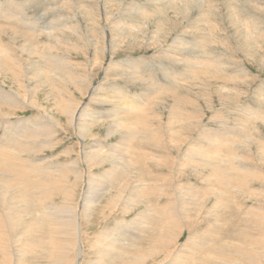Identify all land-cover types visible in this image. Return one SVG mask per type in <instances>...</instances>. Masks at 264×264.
<instances>
[{
  "label": "rangeland",
  "instance_id": "obj_1",
  "mask_svg": "<svg viewBox=\"0 0 264 264\" xmlns=\"http://www.w3.org/2000/svg\"><path fill=\"white\" fill-rule=\"evenodd\" d=\"M5 1L6 0H0V3L4 4ZM51 1L48 0V2H45V4H48V6H46L43 4L44 2H42V0H13L15 4H21V12L24 13V15H19V20L21 21L20 16L27 20L26 25L24 26L21 24L23 22L19 23L20 28L18 29L20 31L17 32V34L22 35V32L26 33L25 31L30 33L33 28L38 29V31L40 29L48 28L47 26L50 25V22L54 24L50 28L51 30H53V27L57 29L56 31L53 30L56 37L48 38V34L43 32L39 36L37 35L38 39L37 37L31 38V41L35 43L33 50L40 55V59L37 58V60L39 59L40 63H43L44 66H46L44 63V60L46 59L45 57L54 56L53 58L57 60L56 63L61 66L60 69L64 70V72H70L72 76L78 78V81H80L79 85H74L72 83L73 80L67 79V76H65V80H62L63 82L60 80L61 82L59 83L67 86L66 93L71 96H68V98L73 104H75V106L80 108L82 114H88L87 116L88 118L90 116L89 119L91 120L92 118L96 119L99 118L102 113L107 114L109 111L119 107L120 100L116 102V100L111 99V97L121 96L123 99L121 100L124 102L126 100L134 101L138 97L141 98L148 95L146 102L141 106L140 110H142V112L139 110L137 116L126 112L123 115L119 114L120 116L117 117L127 121L126 133L124 129H118L116 134L107 136L109 130L108 127L113 120L101 119L97 121L98 123L95 122V124L90 126V135H87V131V134L85 135L86 138L84 137L83 141L80 142L79 138L76 137L79 136L76 130L72 126L66 125V118L63 116L64 113L62 112V109L60 110V107H56L55 105V101H58V95L56 96L53 93H49V90H46L47 86L39 87V82L37 81L38 78L28 79L33 77V70H30L31 67L28 65V62H32L34 57L30 58V56L17 51L20 43H16V40H18L17 37L14 40V44H10L7 37L0 35V45L9 43L6 44L7 46H5V48L7 47L10 49L18 62H21L22 71L25 74H23L22 78L20 75V79H15L14 81L7 80L8 82H5L6 85L2 84L1 86H3L5 90H11L12 92L18 93L22 98H27L26 101L30 100L29 89L38 87V91H35L36 93L33 94L32 101L35 102V105L43 107V112L45 113L44 114L42 111L38 112L35 109H29L26 107V104L21 101L20 103H22V105L20 108H16V110H13L14 112L11 110L15 115L9 119L10 122L5 124L8 119L0 117V137H10L9 133L12 125H14L16 121H26V119L31 120V122L28 123L30 127L33 126L31 124H34L38 131L42 133L44 126L46 129L50 127V123H48L47 119H44L47 115L55 119L56 122H60L63 128V131L57 130L52 132L50 137H46V139L44 137L45 140L43 137L39 136V138L36 136V139L34 138L35 141L33 139V141L31 140L33 143L29 141V146L38 147L41 142H44L47 139L52 141L56 138V140L52 141L53 147L50 150L48 149L49 147L46 149L44 147V149L41 148L43 152L40 148H34L27 152L25 151L21 155L20 153L15 152L18 157L15 153H7L13 155L14 158L19 159L22 156L21 159H24L25 157L41 158L44 160V158L59 156L58 158L54 157V160L50 161L54 163L60 161L58 163L60 164L66 159L69 161L70 159H79V152L93 146L94 144L103 148L101 151L104 156L111 155V153L109 154L107 152L110 151L109 148L114 146L121 149L116 153L123 151L119 142L123 141V138L127 136L126 134H128V132L133 134V136L129 138L133 153H129V157H126V155L123 157L120 154V158H127L130 163L135 162L133 168L128 166V170H125V172L128 173V178L132 175L133 181L131 185L122 192L121 196L123 198L117 201L112 199V197L118 194V190L112 189L110 191L111 194H108L107 199L104 198L105 200L103 199L100 201V205L93 208L94 213L90 224H84L83 220L80 222V225L82 226L81 229H83L82 243L85 251L84 256L86 257H83L82 264L97 262V256L93 252L94 250L96 252L101 250L96 249L101 245L98 240H101L100 242L103 245L105 243L108 244L109 242V240H104V243L102 241L103 238L100 235H103L104 231H114L115 227L120 224L121 220L122 223L131 221L138 212L147 206H151V209L153 208L152 210L155 209L158 210L159 213H163L162 211L166 202L172 201V197H175L173 190L170 189L169 191L167 187L169 186L173 188L180 185L186 186V188H182L181 190V196L183 199L181 197L180 201L175 200L170 202L173 204L176 202L175 205L178 204L177 207L173 209V215L175 218H173L172 221H175L176 223L170 224L167 227V231L171 234H173V231L175 230L178 231L175 236V241L171 245L169 251L170 254H173H169L170 256L165 260L166 263L163 262L164 255L158 254L150 258L157 262H152L153 260L149 261L150 259H148L144 264H158L161 259L162 263L160 262V264H205L208 260L214 263L208 261L206 264H226V262L232 263L234 261H231L232 259L241 261L242 263L247 261V264H264V260H262V258L264 259V255L261 248V246H264V154H262L264 153V0H211L212 3H209L210 0H169L176 4V6L165 5L166 8L161 6V8L157 10L153 5L148 8V2H145L146 0H138L137 4H135V0H121L123 2L121 6L117 2V5H115V2H111L112 0H109V2L104 0L103 5L101 4V0H69V2L68 0ZM188 2H191L192 4H186ZM202 2L206 5H203L204 3ZM64 4L67 7L64 6ZM105 4H109V6ZM124 4L127 9L133 4L134 6L136 5L135 8L146 7L148 10L155 11V14H157L156 12L158 11V14L156 15L157 17H155L154 14L153 17L151 16L152 20L149 17L148 19H146L147 17H143L144 19H142L139 15H129L128 11H124L123 13L127 12L126 14H128V16H126L125 14H122L121 10H119ZM83 5L86 6L84 7ZM89 5L91 6L89 7ZM228 6H230V8ZM86 8L90 10L88 11ZM187 8L190 10L188 11ZM203 8H206L207 10ZM233 9L234 12H232ZM180 10L182 12H179ZM192 10L195 11L190 13ZM197 10H202V12L199 13L204 17H200L201 15L197 16ZM71 11L73 12L71 13ZM85 13H89V15L87 16ZM83 14L86 16H83ZM105 14L107 15L105 16ZM114 16H118L116 21H118L117 25L120 28H117H122L123 30L121 29L118 31L112 29L115 21L113 18ZM69 19L72 22L69 21ZM0 20L2 21V17H0ZM197 20H199V22H196ZM12 21L14 22L8 24L14 25L17 22L15 20ZM105 21L108 22V24ZM2 22H6V19ZM111 23L112 28L110 26ZM130 23L134 25L137 24V27H131ZM78 24L79 26H77ZM61 26H63V28ZM106 28H109L108 37L110 38L111 44L109 49H107L108 44L106 42V35H103ZM68 29L71 31H68ZM236 30H238L237 32L239 34L236 33ZM38 31L34 33H38ZM7 32L12 33L13 31L11 32L10 30H7ZM34 33H31V37ZM86 35L89 36L87 37ZM81 37L83 39H80ZM23 38L27 41V45L30 39L27 40L28 38ZM50 45L52 46V49ZM183 53H187V55H184ZM20 54L21 56H19ZM197 61L207 63L205 65L196 64L193 66V63ZM110 65H112V68L116 71L108 70ZM42 77L43 75L41 78ZM174 79H178L177 83ZM18 80L22 82L23 87L20 86ZM85 80L89 82H86ZM39 81L42 80L39 79ZM96 85H99L98 88H96ZM222 85H224V87ZM24 86L28 87V89H26V87L24 88ZM31 93L32 92H30V94ZM91 95H93L91 97L93 100L90 99ZM62 96L66 97L65 94ZM100 98L101 100L103 99V101H101ZM62 99L65 100V98ZM21 107H24V110L21 109ZM0 109L10 111L7 108H1V106ZM57 113L59 115H57ZM134 117L135 120H133ZM224 131L225 133H223ZM224 134H231V138L227 136L229 140L226 141L224 145L222 144V147L220 148L221 150L219 149L218 151L219 153L217 152L214 155L217 160L219 159L216 165L227 166L229 162L231 165L229 164L228 166L234 168L237 172L234 177L229 181H226L228 184L225 183L221 185L219 183L217 184L218 180H216L217 177L219 178L221 176L216 174V177H213L214 174L211 172L213 171L212 169L202 168L197 169V171L199 170L198 172L193 171L198 167H193L196 165L191 164L192 158H190L191 156L187 155V153L193 146H197L198 148L207 147V142L205 141L207 138L213 135L215 138H219ZM37 138L39 140H37ZM244 142L245 144H243ZM62 151H66L67 154L63 155L64 152L62 153ZM116 153L113 154L112 157L115 158ZM192 156H194V154ZM104 158L95 161L92 165L87 163L90 168V173H93V176L101 177L105 171L108 172L111 168L112 160L108 161ZM223 160H225L226 163H224ZM0 161L4 162L5 160L1 159ZM177 163H180V165L181 163H184V165L187 164L188 167L186 168V165L184 166L182 164V171L177 174L175 169ZM237 166L238 168H246L247 172L243 170L238 171ZM26 168H29L27 163ZM148 173L152 174L150 175L151 179H149ZM155 173H159L161 176H156ZM19 176L20 177L16 176V178H20L17 181L15 178L16 184L24 177L21 175ZM135 176L136 179H134ZM26 178H31V176L26 175ZM125 178L127 179V177H124L123 179ZM140 178L150 184L153 183V185H151L153 188H156L157 186H167L166 188L163 187V189L166 190L167 196L161 197L158 203L156 197L158 196L159 191L157 190L144 197L149 198V205L148 201L145 199V203L137 202L136 206L134 204V207L130 208L128 211H124V204L128 202V198L132 200V194L134 195L137 184L136 180H139ZM27 179L22 182V185L25 182H28ZM150 184H147V190H151V188H149ZM78 185L76 186L78 188L75 189V195L69 203L66 201L63 202L59 196L57 197V195H54L52 202L48 204L55 205L57 203V206L68 204L72 209H75L76 205H79L81 202V185ZM189 185L191 190H194V188L200 190L197 192L194 199L191 197V192L188 194L190 188L187 189V187ZM213 185L214 187H211ZM200 187L203 188L202 191ZM207 188L209 189L207 190ZM40 193L41 192H30L27 194L38 200L42 195ZM155 193H157V196ZM109 195H111V197ZM203 197L205 199H203ZM188 198L189 204L186 201ZM217 198H219V200L222 198L220 201L224 203V206L226 205L225 210L221 203H219L220 206L219 204L217 206L218 201L215 200ZM197 199L200 201L198 202ZM110 201L113 203V206L109 205ZM183 202H186L184 204L188 205H182L181 203ZM202 202H205V205L201 209L200 207L204 204ZM39 204V200L34 204L36 205V211L41 210L40 208L43 207ZM101 206L104 208H100ZM108 206L110 208H108ZM178 206H180L181 209H179ZM100 209L103 211H100ZM176 209L179 210L177 211ZM211 209H214L213 215L205 214L206 210ZM75 210H77V208ZM179 211H182V213H179ZM29 213L31 212L28 211L25 219L20 222H25L26 224H14L15 226L11 228L10 233H7L9 240L8 243L11 246L12 251L17 250L23 257L20 258L21 261L18 264H26V262L27 264H37V262L38 264H41L43 263V259L39 257L38 252H40V249L38 250L37 247L41 248L42 245L45 246L42 240H49L51 238V231L54 229V225H50L51 222H46L47 225L42 222L43 225L39 226L38 224L36 229L31 226L34 231L29 229V241L33 242L36 238V240L40 242V244L35 242L37 244H35V247V245L29 243L28 240L26 241L25 239H27V236L20 232V229H23V225L29 226L28 223L33 218V215ZM248 213L251 215H248ZM214 214H217L216 217H214ZM153 219L150 220L151 226L153 229L155 227H157V229L152 230L154 232H158L159 230L158 233H155L156 235H159L161 234V228L166 219L163 221L162 218L155 217ZM161 221L162 223H160ZM167 221L168 220H166V222ZM153 222H156L157 226H154L156 224ZM169 222L170 221L167 223L169 224ZM158 225L161 228H159ZM43 227L44 229L46 228V231ZM245 234L246 236H244ZM111 239H113V237ZM247 243L251 245L247 246ZM141 244L144 245L143 248L146 247V244ZM47 245L49 246V241ZM87 246L92 247L90 248L91 250H87ZM200 247L202 250L199 249ZM173 250H175V252ZM238 250L241 252H238ZM257 250L260 251L258 252ZM25 252H28L30 256L28 253V255L25 254ZM173 255L174 257H172ZM207 255H209V258L203 259L206 258ZM244 256H247V260H245L246 258ZM1 257L2 255H0V258ZM11 257L12 256H10V258ZM228 258L231 260L229 261ZM1 259L0 264H13V258H11V263H4ZM72 259L74 260V256ZM199 259L201 260L199 261ZM25 260L27 261L24 262ZM33 260L35 261L33 262Z\"/></svg>",
  "mask_w": 264,
  "mask_h": 264
},
{
  "label": "bare ground",
  "instance_id": "obj_2",
  "mask_svg": "<svg viewBox=\"0 0 264 264\" xmlns=\"http://www.w3.org/2000/svg\"><path fill=\"white\" fill-rule=\"evenodd\" d=\"M20 1V0H19ZM40 1V0H39ZM51 1V0H49ZM56 1V0H55ZM105 1H108L109 0H105ZM137 4V1L138 0H135ZM203 1V0H201ZM209 1V0H208ZM225 1V0H223ZM42 2H44L43 4H45V2H48V0H42ZM52 2V1H51ZM67 2V1H65ZM69 2V0H68ZM106 2V3H108ZM111 2H115L114 4L119 3L120 6L121 4H123V2L121 0H112ZM144 2V1H143ZM145 2H148V8H150L149 6L153 5L155 6L156 10L157 9H160L161 6L165 7L168 6V5H173V6H176V4H174L173 2L169 1V0H146ZM144 2V3H145ZM205 2V1H204ZM202 2V3H204ZM211 2V0L209 1V3ZM18 3V2H17ZM35 3V2H34ZM53 3V2H52ZM55 3V2H54ZM212 3V2H211ZM214 3V2H213ZM39 4V3H38ZM62 4V3H60ZM100 4V3H99ZM101 4L103 5L104 4V0H101ZM142 4V3H141ZM186 4H192L191 2H188ZM185 4V5H186ZM238 4V3H237ZM21 4H15L13 2V0H6L4 4L0 3V17H2V21L6 19V22H2L0 20V35H4L5 37H7L9 39V43L10 44H14V40L16 39V37L18 38V40H16V43L20 42L22 44L19 43L18 45V50L19 52H21L22 54H25L27 56H30V58H33L34 57V60H32V62H28V65L31 67L30 70H33V74L31 78H28V79H33V78H38V82H39V87H46V90H49V93H53L54 95H58V101L56 100L55 101V105L56 107H60V110L62 109V112L64 113L63 116H65L66 118V125L68 126H72L77 134L79 136H76L79 138V141L82 142L85 135L87 134V131H88V136L90 135V132H89V129H90V126L95 124V122L101 120V119H109V120H113L112 123L109 125L108 127V132H107V136H112L114 134H116V132L118 131V129H124L125 130V133L127 132L126 131V125H127V121H124L123 119H120V118H117L118 116H120L119 114L123 115L125 114L126 112L129 113V114H132L134 116H137V112L141 109V106L146 102V98L148 97V95H145L143 97H138L136 98L134 101H129V100H126L124 102H122V97L121 96H114V97H111V99H115L116 102H118L119 100V107L114 109V110H111L109 111L107 114H104L102 113L99 118H96V119H89L88 118V114H82L80 111V108H78L77 106H75V104H73V102L70 101V99L68 98L71 97L70 95H68V93H66V88L67 86L62 84V83H59L61 82L62 80H65L67 76V79L69 80H73V84L74 85H79L80 81H78V78L72 76V74L70 72H64V70L60 69V65L57 62V60H55L53 57L54 56H48V57H45L46 59L44 60V63L46 66L43 65V63L41 64L40 63V55L37 54L36 52H34L33 50V47L35 46V43L33 41H31L32 39L31 38H36L37 35L39 36L40 34H42L43 32L48 34V38H51V37H54L55 34L53 32L56 31L57 29H55L54 27L52 28L53 30H51V26H53L54 24L52 22H50L47 27L48 28H44V29H40L38 31V29L36 28H33V30H31V32L29 33L28 31H25L26 33L22 32V35H18L17 32H19L20 30L18 28H20L19 26V23L20 22H23L21 23L23 26L26 25V22L27 20L21 18V21L19 20V15H24V13L21 12ZM29 5V4H28ZM37 5V3H36ZM46 6H48V4H45ZM69 5V3H68ZM71 5V4H70ZM105 5H108L109 4H105ZM143 5V4H142ZM145 5V4H144ZM199 5V4H198ZM203 5H206L205 3ZM212 5V4H211ZM45 6V7H46ZM50 6V5H49ZM62 6V5H61ZM64 6H66L64 4ZM84 6V5H83ZM86 6V5H85ZM84 6V7H85ZM91 5H89L90 7ZM134 5L131 4V7L130 8H125V4L123 5L122 8H120L119 10H121L122 14H125L126 16L129 15H136V16H141L142 19H144L145 17H147L146 19H148V17L152 20L151 16L153 17L154 14H155V11H151V10H148V8L146 7H143V8H135L136 5L133 7ZM191 6V5H190ZM35 7V6H34ZM38 7V5H37ZM44 7V8H45ZM52 7V6H50ZM67 7V6H66ZM88 7V6H87ZM111 7V6H110ZM112 7H113V4H112ZM119 7V6H118ZM139 7V6H138ZM162 7V8H163ZM188 7V6H186ZM198 7V6H197ZM202 7V6H201ZM230 8V6H228ZM236 7V6H235ZM23 8V6H22ZM27 8V7H26ZM55 8V6H54ZM153 8V7H152ZM166 8V7H165ZM174 8V7H173ZM194 8V7H193ZM199 8V7H198ZM197 8V9H198ZM215 8V7H214ZM233 8V7H232ZM231 8V9H232ZM88 9V8H86ZM98 9V7H97ZM105 9V8H104ZM103 9V10H104ZM107 9V8H106ZM111 9V8H110ZM141 9V10H140ZM203 9H206V8H203ZM209 9V8H208ZM216 9V8H215ZM90 9H88L89 11ZM100 10V9H99ZM118 10V11H119ZM188 10V8H187ZM190 10V9H189ZM188 10V11H189ZM199 10V9H198ZM197 10V11H198ZM207 10V9H206ZM210 10V9H209ZM236 10V9H235ZM102 11V10H101ZM108 11V10H107ZM124 11H128V14L126 13H123ZM164 11V10H163ZM167 11V10H166ZM184 11V10H183ZM195 10H192L190 11L193 12ZM40 12V11H39ZM43 12V11H41ZM49 12V11H48ZM70 12V11H69ZM73 11H71L72 13ZM85 12V10H84ZM106 12V11H105ZM104 12V13H105ZM120 12V11H119ZM179 12H182L181 10ZM178 12V13H179ZM186 12V11H184ZM199 12H202V10L196 12V15L197 16H200L201 13ZM206 12V11H204ZM234 12V9L233 11ZM36 13V12H35ZM96 13V12H95ZM100 13V11H99ZM158 14V11L156 12ZM160 13V12H159ZM162 13V11H161ZM230 13V12H229ZM237 13V12H236ZM77 14V13H76ZM86 14V13H85ZM83 14V16L85 15ZM91 14V13H90ZM110 14V12H109ZM113 14V13H112ZM119 14V13H118ZM155 14V17H157ZM232 14V13H231ZM26 15V14H25ZM87 16L89 15L86 14ZM85 15V16H86ZM107 14H105L106 16ZM117 15V14H116ZM164 15V13H163ZM162 15V16H163ZM208 15V13H207ZM210 15V14H209ZM42 16V15H41ZM74 16V15H73ZM98 16V15H97ZM111 16V15H110ZM172 16V15H171ZM183 16V15H182ZM190 16V15H189ZM36 17V16H35ZM92 17V16H91ZM94 17V15H93ZM118 16H114V23H113V28H112V23H111V28L114 29V30H121V29H118L120 27H118V21H116ZM132 17V16H131ZM144 17V18H143ZM159 17V16H158ZM166 17V16H164ZM196 17V16H195ZM200 17H204V16H200ZM32 18V17H31ZM74 18V17H73ZM77 18V17H76ZM112 18V19H113ZM160 18V17H159ZM157 18V19H159ZM231 18V17H230ZM24 19V20H23ZM47 19V18H46ZM75 19V18H74ZM83 19V18H82ZM156 19V18H155ZM161 19V18H160ZM190 19V18H189ZM203 19V18H202ZM12 20H15L17 21L14 25L12 24H8V23H11V22H14ZM30 20V19H28ZM37 20V19H36ZM42 20V18H41ZM45 20V19H44ZM103 20V19H102ZM192 20V19H191ZM201 20V19H200ZM252 20V19H251ZM69 21H71L69 19ZM143 21V20H142ZM206 21V20H204ZM208 21V19H207ZM39 22V21H38ZM72 22V21H71ZM106 22V21H105ZM112 22V21H111ZM196 22H199V20H197ZM195 22V23H196ZM203 22V21H201ZM210 22V21H209ZM29 23V22H28ZM43 23V22H42ZM41 23V25H42ZM55 23V22H54ZM75 23V22H74ZM108 24V22H106ZM137 23V22H136ZM35 24V23H34ZM63 24V23H62ZM65 24V23H64ZM110 24V23H109ZM131 24V23H130ZM19 27H18V26ZM32 25V24H31ZM39 25V24H38ZM129 25V24H128ZM231 25V23H230ZM45 26V25H44ZM59 26V25H58ZM70 26V25H69ZM79 26V24L77 25ZM124 26V25H123ZM130 26V25H129ZM16 27V28H15ZM40 27V26H39ZM63 28V26H61ZM118 27V28H117ZM131 27H137V24H131ZM235 27V26H234ZM58 28V27H57ZM50 29V30H49ZM67 29V27H66ZM74 29V28H73ZM80 29V28H79ZM126 29V28H125ZM128 29V27H127ZM7 30H10L12 33H8ZM26 30V29H25ZM36 30V31H35ZM59 30V29H58ZM76 30V29H75ZM90 30V29H89ZM111 30V29H110ZM113 30V31H114ZM123 30V29H122ZM235 30V29H234ZM38 33H34V32H37ZM68 31H71L68 29ZM73 31V30H72ZM99 31V30H98ZM105 33L103 34L104 36L106 35V42H107V49L110 48V38L108 37V34H109V28L105 29L104 30ZM238 30H236V33L239 34L237 32ZM210 32V31H209ZM31 33H34L31 37ZM62 33V32H60ZM65 33V32H64ZM79 33V32H78ZM251 33V32H250ZM25 34V35H24ZM81 34V33H80ZM59 35V34H58ZM62 35V34H61ZM26 37L28 38L27 40H29V43L26 45V40L23 38V37ZM42 36V35H41ZM87 36V35H86ZM89 36V35H88ZM87 36V37H88ZM247 36V35H246ZM249 36V34H248ZM247 36V37H248ZM252 36V34H251ZM46 37V38H47ZM56 37V36H55ZM58 38V37H57ZM63 38V37H62ZM61 38V39H62ZM241 38V37H240ZM249 38V37H248ZM7 39V40H8ZM38 39V37H37ZM80 39H83L82 37ZM88 39V38H87ZM119 39V38H118ZM244 39V38H243ZM252 39V38H251ZM48 40V39H47ZM86 40V39H85ZM179 40V39H178ZM247 40V39H245ZM54 41V40H53ZM52 41V42H53ZM57 41V40H56ZM36 42V40H35ZM58 42H59V39H58ZM247 42V41H245ZM249 42H250V39H249ZM9 43H5V44H1L0 45V106L1 108H7L8 110L10 111H6V110H2L0 109V117H3V119H10L13 115H15V113L13 114L11 112V110H16V108H20V106L22 105V103H20L21 101L24 102L26 104V107L29 108V109H35L37 110L38 112L39 111H42L43 112V107H41L40 105H35V102L32 101L33 100V94H35L36 92L35 91H38V87H33V88H30L29 89V97H30V100L29 101H26L27 98H22L18 95V93L16 92H12L11 90H5L3 88V86H1L2 84L3 85H6L5 82H8L7 80H15V79H20V75H21V78L23 77V71H22V65L18 62V60L16 59V57L14 56L13 52L8 49L7 47L5 48V46H7L6 44H9ZM15 43V44H16ZM89 43V41H88ZM40 44V43H39ZM52 44V43H50ZM87 44V43H86ZM113 44V43H112ZM258 44V43H257ZM42 45V44H40ZM61 45V44H60ZM105 45V44H104ZM181 45V44H180ZM256 45V44H255ZM44 46V45H42ZM46 46V45H45ZM49 46V45H48ZM47 46V47H48ZM51 46V45H50ZM62 46V45H61ZM69 46V45H68ZM177 46V45H176ZM254 46V45H253ZM60 47V46H59ZM58 47V48H59ZM91 47V46H90ZM49 48V47H48ZM76 48V47H75ZM105 48V47H104ZM114 48V47H113ZM250 48V47H249ZM35 49V48H34ZM51 49H52V46H51ZM49 49V50H51ZM61 49V47H60ZM72 49V48H70ZM198 49V48H197ZM75 50V49H74ZM111 50V49H110ZM115 50V49H114ZM117 50V49H116ZM44 51V49H43ZM55 51V50H54ZM105 51V50H104ZM53 52V51H52ZM186 52V51H185ZM50 53V52H49ZM16 54V53H15ZM184 55H187V53H183ZM43 55V54H42ZM56 55V54H55ZM21 56V54L19 55ZM58 56V55H56ZM44 57V56H43ZM164 57V56H163ZM37 58H39L37 60ZM110 58V57H109ZM20 60V59H19ZM24 60V59H23ZM30 60V59H29ZM43 60V59H42ZM28 61V59H27ZM195 61V60H194ZM59 62V61H58ZM62 62V61H60ZM23 63V62H22ZM108 63V62H107ZM207 62H200V61H197L195 63H193V66H195L196 64H203L205 65ZM63 64V63H62ZM65 64V63H64ZM16 65V66H15ZM15 66V67H13ZM13 67V68H12ZM113 66L110 65L108 70H112V71H116L115 69L112 68ZM223 67V66H222ZM194 68V67H193ZM73 70V69H72ZM222 70V69H221ZM87 72V71H86ZM198 72V71H197ZM223 72V71H221ZM29 73V72H28ZM194 73V72H193ZM225 73V72H224ZM25 75V74H24ZM43 75V77L41 78V76ZM82 76V75H81ZM25 77V76H24ZM191 77V76H190ZM200 77V76H199ZM26 78V77H25ZM85 78V77H84ZM39 79H41L42 81H39ZM61 80V81H60ZM176 80V83H177V80L178 79H174ZM199 80V79H198ZM217 80V79H216ZM86 81V80H85ZM84 81V83H85ZM25 82V81H23ZM63 82V81H62ZM86 82H89V81H86ZM196 82V81H195ZM206 82V81H205ZM208 82V81H207ZM11 83V82H10ZM18 83L20 84L21 87H23L22 85V82L20 80H18ZM27 83V82H26ZM66 83V82H64ZM70 83V81H69ZM78 83V84H76ZM83 83V85H84ZM104 83V82H103ZM46 84V85H45ZM82 84V83H81ZM86 84V83H85ZM99 84V83H98ZM29 85V84H28ZM69 85V84H68ZM82 85V86H83ZM209 85V84H208ZM15 86V85H14ZM27 86V85H26ZM24 86V88L26 87ZM36 86V85H35ZM81 86V85H80ZM97 86V85H96ZM95 86V87H96ZM99 86V85H98ZM98 86L96 88H98ZM210 86V85H209ZM221 86V85H220ZM224 87V85H222ZM69 87V86H68ZM93 87V86H92ZM229 87V86H228ZM8 88H11V87H8ZM26 89H28V87H26ZM76 89V88H75ZM79 89V88H77ZM89 89V88H88ZM102 89V88H101ZM100 89V90H101ZM16 90V89H15ZM45 90V92L47 93V91ZM80 90V89H79ZM86 90V89H85ZM84 90V91H85ZM97 90V89H96ZM30 92H32L30 94ZM64 92V93H63ZM89 92V91H88ZM92 92V91H91ZM96 92V91H95ZM27 93V92H26ZM98 93V91H97ZM61 94V95H60ZM63 94L66 95L65 96H62ZM70 94V93H69ZM90 94V92H89ZM93 94V92H92ZM15 96V98H14ZM93 95L90 96V99H92ZM97 96V94H96ZM65 98V100H63L62 98ZM109 97V96H108ZM19 102H18V100ZM89 99V98H88ZM105 99V98H104ZM122 99V100H121ZM93 100V99H92ZM101 100V98H100ZM103 101V99L101 100ZM97 102V101H96ZM100 102V101H99ZM61 103V104H60ZM103 103V102H102ZM24 104V105H25ZM80 106V105H79ZM84 106V105H83ZM15 108V109H14ZM24 107H21V109H23ZM83 108V107H82ZM85 108V107H84ZM56 109V108H55ZM58 109V108H57ZM86 109V108H85ZM24 110V109H23ZM59 111V110H58ZM86 111V110H84ZM14 112V111H13ZM40 112V113H42ZM61 112V113H62ZM140 112H142V110H140ZM139 112V113H140ZM44 113V112H43ZM45 114V113H44ZM57 115H59L57 113ZM61 115V114H60ZM244 115V114H243ZM87 116V117H86ZM131 116V115H130ZM49 117V118H48ZM53 117V116H52ZM94 117V115H93ZM155 117V116H154ZM132 118V116H131ZM130 118V119H131ZM25 119V118H24ZM44 119H47L48 123H50V127L48 129L45 128L44 126V129L42 130L43 132L41 133L40 131H38V129L36 128V126L34 124H31L33 126H29L28 123L31 122V120H28L26 119L25 120H22V121H16L14 123V125H12V128L10 129V137H6V136H3V137H0V160L1 159H4L5 161L4 162H1L0 161V255H2V259L1 261H3L4 263L6 262H9L11 263V258L12 259V263L14 264H18L20 263V258H23L21 256V254L16 250H11V246L9 245L8 243V237H7V233L9 234L10 233V230L12 227H14L15 225L14 224H26L25 222L23 223H20L21 221H23L25 219V216H27L26 213L31 212L29 214H32L33 215V218L32 220L28 223V225H23V229L21 228L20 229V232L27 236V239H25L26 241L28 240L29 243L35 245L36 243L35 242H38L40 244V242L38 240H35L33 242L29 241L30 238H29V235H30V232H29V229L30 230H33L31 228V226H33L35 229L36 227L38 226H41L43 225L42 222H44L46 225L47 223L46 222H51V224H53L54 226V229L51 231V238L48 240H42L44 242V245L45 246H41L40 247H37L38 250L40 249V252L39 253V257L42 258L41 260L43 261V263L41 264H82L83 263V257L84 256V247H83V243H82V230L81 229V225H80V222L83 220V223L84 224H90L91 220H92V215L94 213L93 211V208H95L96 206L100 205V201L103 200L104 198L107 199V196L108 194H111V190L112 189H117V195L113 196L112 199H114L115 201L119 200V199H122L123 197L121 196L122 195V192L128 188L133 179H132V175L130 176V178H128V173L125 172V170H128V166H130V168L132 167L133 168V165H135L133 163H130L129 160L126 159H122L120 158V154L121 156H125L126 157H129V153H133V149L131 148L130 146V140L129 138L133 136V134H131V132H128V134H126L127 136H125L123 138V141L119 142V145L122 146L123 148V151H119L118 153H116L118 150H121L119 149V147L117 146H114L112 148H109L110 151H108L107 153H111V155H105L102 153L101 150H103L102 147H100L99 145H93L91 147H88L86 149H81L82 151L79 152V159H74V160H71L70 161L68 159H66L64 162H61L60 164H58L59 162L57 163H54L50 160H54L53 158L55 157H48V158H44L41 159V158H25L24 159L20 157L19 158H14L13 155H11L12 153H20V155L23 153V152H27L31 149H34V148H43L45 147L48 148L49 150L53 147V143L52 141L56 140V138L52 141H50V139L44 141V142H41V144L38 146V147H32V146H29V141L31 142V140L34 138L36 139V136L37 137H50L51 133L52 132H55L57 130H62L63 131V128L60 124V122H56L55 119L51 118L50 116H45ZM98 119V120H97ZM6 121L5 124H7V122H10L9 121ZM135 120V117L134 119ZM137 120V119H136ZM227 120V119H226ZM46 122V121H45ZM124 122V123H123ZM41 123V122H40ZM98 123V122H97ZM96 123V124H97ZM129 123V122H128ZM137 123V121H136ZM241 124V123H240ZM133 125V124H132ZM48 127V126H47ZM66 127V126H65ZM71 127V128H72ZM39 128V127H38ZM70 128V127H69ZM37 129V130H35ZM40 129V128H39ZM61 131V132H62ZM65 132V130H64ZM75 132V134H76ZM178 132V131H177ZM234 132V131H233ZM142 133V132H141ZM222 133V132H221ZM225 133V131L223 132ZM57 134V133H56ZM140 134V133H139ZM203 134V133H202ZM205 134V133H204ZM3 135V134H2ZM142 135V134H141ZM217 135V134H216ZM219 135V134H218ZM231 135V134H230ZM230 135L228 134H224L223 136L219 137V138H215L214 135L207 138L205 141L207 142V147H204V148H198L197 146H193L191 147L187 153V155L191 156L190 158H192V165L195 164L196 166H193V167H198V168H195L196 170H193L195 172H198L197 169H212L213 171L212 174L213 177L215 176L216 177V174L217 175H220L221 177H217L216 180H218L217 184H225L226 181H229L232 177H234V175L236 174L237 170H235L234 168L232 167H229L228 165L230 164L228 162V165L227 166H221V165H216L217 162L219 161V159L217 160V158H215V154L219 151V149L222 147L221 145L225 144L226 141H228L229 139L227 138V136L230 137ZM65 136V135H64ZM39 137V138H40ZM86 138V137H85ZM231 138V137H230ZM233 138V137H232ZM44 139V140H45ZM32 140V141H33ZM37 140H39L37 138ZM142 140V139H140ZM200 140V139H199ZM231 140V139H230ZM35 141V140H34ZM39 142V141H38ZM37 142V143H38ZM251 142V141H250ZM249 142V143H250ZM253 142V141H252ZM259 142V141H258ZM33 143V142H31ZM156 144V143H155ZM203 144V143H202ZM240 144V143H239ZM242 144V143H241ZM245 144V142L243 143ZM248 144V143H247ZM246 144V146H247ZM80 145V144H79ZM157 145V144H156ZM262 145V144H261ZM57 146V144H56ZM81 146V145H80ZM230 146V145H229ZM84 147V146H83ZM82 147V148H83ZM264 147V146H263ZM241 148V147H240ZM262 148V147H261ZM108 150V149H107ZM221 150V149H220ZM42 151V149H41ZM106 151V150H105ZM7 152H11V154L7 153ZM43 152V151H42ZM64 152V153H63ZM15 153V154H16ZM41 153V152H40ZM63 155L64 154H67L66 151H62ZM105 153V152H104ZM116 153V157H112L113 154ZM194 156H192L193 154ZM219 153V152H218ZM264 154V153H262ZM58 155V154H57ZM119 155V156H118ZM232 155V153H231ZM242 155V154H241ZM17 156V154H16ZM237 156V155H236ZM18 157V156H17ZM59 157V156H58ZM58 157H55V158H58ZM105 157V158H104ZM120 159H119V158ZM188 157V156H186ZM235 157V156H234ZM264 157V155H263ZM105 159V160H112V165H111V168L109 169L108 172L105 171V173H103V175H101V177H95L93 176V173H90V168L89 166L87 165L88 164H94L95 161L97 160H100V159ZM138 159V158H137ZM187 159V158H186ZM233 159V158H232ZM136 160V159H135ZM3 161V160H2ZM46 161V162H44ZM58 161V160H57ZM232 161V160H231ZM239 161V160H238ZM51 162V163H50ZM56 162V161H55ZM185 162V161H183ZM224 163H226L225 160H223ZM26 163H27V166L29 168H26ZM130 163V164H128ZM186 163V162H185ZM138 164V163H137ZM143 164V163H142ZM164 164V163H162ZM184 165V163H181V165ZM189 164V163H188ZM190 164V165H191ZM159 165V164H158ZM180 163H177V166H175L176 168V171H177V174L180 173L182 170L183 167H181ZM186 165V168L188 167L187 164ZM184 165V166H185ZM191 165V166H192ZM231 165V164H230ZM140 167H141V164H140ZM192 168V167H191ZM237 169L238 171L240 170H243V171H246V168L244 169L243 167H239L237 166ZM134 172V171H133ZM250 172V171H249ZM201 173V172H200ZM19 175L21 176H24L23 179L16 184L15 182V178L16 176L20 177ZM26 175L28 176H31V178H26ZM136 175V174H135ZM149 175V179H151V176L152 174L148 173ZM156 176H161L159 173H155ZM256 175V174H255ZM155 176V177H156ZM250 176V175H249ZM124 177H127V179H123ZM163 177V176H162ZM209 177L211 178V176L209 175ZM73 178V179H72ZM158 178V177H157ZM226 178V179H225ZM20 179V178H16V181ZM28 180V182H25L23 185H22V182L24 180ZM31 179V180H30ZM130 179V181H129ZM136 179V176L135 178ZM236 179V178H235ZM165 180V179H164ZM206 180V179H205ZM208 180V179H207ZM215 181V180H214ZM137 184H136V187H135V193L134 195L132 194V200H130L128 198V202L126 204H124V207H123V210L124 211H128L130 208L134 207V204L135 206L137 205L136 203L139 202V203H145V199L148 201V205H149V198H144L146 195L148 196L149 194H152L154 193L155 191H159L158 193V196H157V193L156 194V199H157V202L159 201V199L161 197H165L167 196V193H166V190L163 189V187H167V186H163V187H160V186H157L156 188H153L149 182L145 181L144 179L140 178L139 180H136ZM209 182V180H208ZM207 183V182H206ZM78 184L81 185V194H80V198H81V202L79 205H76V208L77 210L75 209H72L70 206H68V204H62L60 206H57L56 204H48V203H51L52 202V199L54 197V195H57V197L59 196L63 202L66 201V202H70L71 199L73 198V196L75 195V189L78 188L76 187ZM147 184H150L148 187L151 188V190H147ZM163 184V183H162ZM216 184V185H217ZM228 184V183H226ZM42 185V187H41ZM158 185V184H157ZM208 185V184H206ZM211 185V184H210ZM44 186V187H43ZM79 186V185H78ZM209 186V185H208ZM226 186V185H225ZM178 187V188H176ZM192 187V186H191ZM211 187H214L211 186ZM182 188H186V186H175L173 188L171 187H167V189L170 191V189L173 190V193L175 195V197H172L173 200L172 201H180V198L182 197L181 196V190ZM190 188V185L187 187V189ZM193 188V187H192ZM201 188V187H200ZM210 188V187H209ZM207 188V190L209 189ZM239 188V187H238ZM16 189V190H14ZM42 189V190H41ZM44 189V190H43ZM186 189V190H187ZM212 189V188H211ZM224 189V188H223ZM203 190V188H201V191ZM205 190V191H207ZM214 190V189H213ZM188 194L191 192L192 193V196L193 199L196 197L197 195V192H199L200 190L194 188V190L190 188V190H188ZM30 192H33V193H37V192H41L40 194H42L39 197L38 200H39V205H42L43 207H39L41 210H38L36 211L35 210V207L36 205V202L38 201L36 198H32V196L27 193H30ZM150 192V193H149ZM183 192V191H182ZM187 192V191H186ZM225 192V191H224ZM148 193V194H147ZM172 193V192H171ZM215 193V192H214ZM32 194V193H31ZM199 194V193H198ZM201 194V193H200ZM38 195V194H36ZM35 196V195H34ZM111 197V195H109ZM178 196V197H176ZM189 196V195H187ZM36 197V196H35ZM186 197V196H185ZM198 197V196H197ZM217 197V196H216ZM33 200H32V199ZM214 198H215V195H214ZM104 199V200H105ZM183 199V197H182ZM203 199H205L203 197ZM209 199V198H208ZM212 199V198H211ZM78 200V199H77ZM113 200V201H114ZM189 198L186 200L188 202ZM198 200V199H197ZM214 200V199H213ZM216 201H218L217 203V206L219 203H221L222 205L224 203H222L220 200H222V198L219 200V198L215 199ZM54 201V200H53ZM170 201V202H172ZM200 200H198L199 202ZM215 201V202H216ZM226 201V200H225ZM232 201V200H231ZM168 202V203H167ZM165 206H164V209H163V213H159L158 210H152L151 209V206H147V207H144L143 210H141L140 212H138L136 214V216L129 222L127 223H122V220L120 222V224L115 227V230L114 231H107L103 233V235H100L102 238H103V243H104V240H109L108 244H102L100 241L101 240H98L99 243L101 244L98 248L96 249H101V250H98L97 252L94 250V254L97 256V262H93L91 264H144L145 261H147L148 259L152 258L153 256L155 255H158V254H162L164 255V258H163V262H165V260L167 259V257H169L170 255V249H171V245L173 244V242L175 241V236H176V233L178 232L177 230L173 231V234L169 233L167 231V227L168 225L170 224H175L176 222L175 221H172L173 218H175V216L173 215V209L177 207V205H175V203H170L169 201H167ZM230 202V201H229ZM159 203V202H158ZM179 203V202H178ZM186 203V202H183L181 203L182 205ZM204 203L202 205V207H200L201 209L204 207L205 205V202H202ZM235 203V202H234ZM189 204V202H188ZM188 204H184L185 206L188 205ZM192 204V203H191ZM215 204V203H213ZM212 204V205H213ZM261 204V203H260ZM38 205V204H37ZM71 205V204H70ZM74 205V204H73ZM109 205L113 206V203L110 201L109 202ZM201 205V204H200ZM221 205V206H222ZM78 206V207H77ZM146 206V205H145ZM220 206V204H219ZM224 206V205H223ZM226 206V205H225ZM224 206V210L226 209ZM230 206V205H229ZM189 207V206H187ZM192 207V206H191ZM199 207V206H197ZM215 207V206H214ZM74 208V207H73ZM100 208H104L103 206H101ZM107 208V207H106ZM108 208H110L108 206ZM179 209L180 206H178ZM184 208V207H183ZM182 208V210H183ZM190 208V207H189ZM219 208V207H218ZM222 208V207H221ZM250 208V207H249ZM178 209V210H179ZM193 209V207H192ZM200 209V210H201ZM208 209V208H207ZM220 209V208H219ZM233 209V207H232ZM257 209V208H256ZM102 209H100L101 211ZM177 210V209H176ZM177 210V211H178ZM214 209H211V210H204L205 211V214L209 215H213V211ZM103 211V210H102ZM187 211V210H186ZM221 211V210H220ZM219 211V213H220ZM223 211V209H222ZM251 211V210H250ZM259 211V210H258ZM182 213V211H179V213ZM224 212V211H223ZM261 212V211H260ZM195 213V212H194ZM264 213V212H263ZM200 214V213H199ZM218 214V213H217ZM217 214H214V217H216ZM222 214V213H221ZM183 215V214H181ZM223 215V214H222ZM248 215H251L248 213ZM255 215V214H253ZM261 216V215H260ZM162 218V221L164 219L170 221L169 224L166 222V220L164 221L163 223V227L161 228L159 225V228H161V234L159 235H156L155 233H158L154 232L153 230H156L157 227H155L154 229L152 228L151 226V221L153 218ZM219 217V216H218ZM251 217V216H250ZM223 218V217H222ZM185 219V218H184ZM264 219V218H263ZM153 220H156V219H153ZM182 220V218H181ZM162 221L160 223H162ZM221 221V220H220ZM260 221V220H259ZM157 222V221H156ZM156 222H153L154 224H156ZM158 223V222H157ZM167 223V224H166ZM214 223V221H213ZM44 224V225H45ZM92 224V223H91ZM264 224V223H263ZM248 225V224H247ZM250 225V224H249ZM116 226V225H115ZM154 226H157L154 225ZM255 226V224H254ZM45 227V226H44ZM43 227V229H44ZM48 227V226H46ZM50 228V227H49ZM48 228V229H49ZM114 228V227H113ZM158 228V229H159ZM46 229V228H45ZM44 229V230H45ZM153 229V230H152ZM38 230V229H37ZM40 230V228H39ZM43 230V232H44ZM34 231V230H33ZM42 231V230H41ZM46 231V230H45ZM49 233V232H48ZM47 233V234H48ZM42 234V232H41ZM44 234V233H43ZM46 234V233H45ZM49 235V234H48ZM155 235V236H154ZM249 235V234H248ZM247 235V236H248ZM20 236V235H19ZM46 236V235H45ZM99 236V237H100ZM246 236V234L244 235ZM113 237V239H111ZM252 237V235H251ZM261 237V236H260ZM259 237V238H260ZM248 238V237H247ZM258 238V236H257ZM264 238V237H263ZM245 239V238H244ZM33 240V239H32ZM49 241V246L47 245L48 244V241ZM246 240V239H245ZM253 240V239H252ZM96 242V241H94ZM200 242V241H199ZM198 242V243H199ZM213 242V241H212ZM141 243H144L146 244V249L143 248L144 245H142ZM202 243V242H200ZM199 243V244H200ZM239 243H242V242H239ZM238 243V244H239ZM42 244V243H41ZM94 244V243H93ZM98 244V243H96ZM177 244V243H176ZM175 244V245H176ZM203 244V243H202ZM201 244V245H202ZM246 244V243H244ZM37 245V244H36ZM35 245V247H36ZM92 245V244H91ZM90 245V246H91ZM95 245V244H94ZM248 245H251L249 243H247V246ZM19 247V246H18ZM96 247V246H95ZM253 247V246H252ZM256 247V246H255ZM258 247V246H257ZM22 248V247H21ZM90 248L92 247H89L87 246V250H91ZM184 248V247H183ZM239 248V247H237ZM262 248V253L264 255V246H261ZM192 249V248H191ZM201 249V247L199 248ZM214 249V248H213ZM202 250V249H201ZM253 250V248H252ZM23 251V250H22ZM21 251V252H22ZM25 251V250H24ZM73 251V252H72ZM146 251V252H145ZM175 252V250H173ZM243 251V250H242ZM258 251V250H257ZM256 251V252H257ZM260 251V250H259ZM258 251V252H259ZM35 252V251H34ZM37 252V251H36ZM238 252H241L238 250ZM246 252V251H245ZM248 252V251H247ZM28 252H25V254H27ZM38 253H35V254H38ZM97 253V254H96ZM217 253V252H216ZM24 254V255H25ZM29 254V253H28ZM27 254V255H28ZM32 254V253H31ZM34 254V255H35ZM72 254V255H71ZM74 254V255H73ZM170 254V255H169ZM241 254V253H240ZM254 254V253H253ZM26 255V256H27ZM176 255V254H175ZM178 255V254H177ZM211 255V254H210ZM248 255V254H247ZM257 255V254H255ZM10 256H12L10 258ZM30 256V254H29ZM73 258L74 256V260L71 258ZM206 256V255H205ZM241 256V255H240ZM33 257V256H32ZM35 257V256H34ZM38 257V255H37ZM174 257V255L172 256ZM176 257V256H175ZM180 257V256H178ZM211 257V256H210ZM225 257V256H224ZM243 257V255H242ZM247 260V256H244ZM249 257V256H248ZM86 258V257H85ZM84 258V259H85ZM181 258V257H180ZM179 258V260H180ZM201 258V257H200ZM209 258V255H207L206 258H203V259H208ZM218 258V257H217ZM252 258V257H251ZM27 259V258H26ZM31 259V258H30ZM176 259V258H175ZM202 259V260H203ZM238 259V258H237ZM256 259V258H255ZM260 259V258H259ZM28 260V259H27ZM27 260H25L24 262H26ZM32 260V259H31ZM37 260V259H36ZM40 260V261H41ZM153 259H150L149 261H151ZM178 260V261H179ZM201 259H199L200 261ZM228 260L230 261L231 259L228 258ZM234 260V261H233ZM258 260V259H257ZM262 260H264L262 258ZM23 261V259H22ZM35 260H33L34 262ZM85 261V260H84ZM148 261V262H149ZM177 261V262H178ZM210 263L212 261L208 260ZM206 261L205 264L208 262ZM220 261V260H219ZM224 261V260H223ZM231 261H233L232 263L231 262H226V264H247V261H245L244 263H242L241 261H236L235 259H232ZM253 261V260H252ZM32 262V263H33ZM152 262H157L155 260H153ZM160 262L162 263V259L161 261H159L158 264H160ZM182 262V261H180ZM203 262V261H201ZM200 262V263H201ZM249 262V261H248ZM256 262V261H255ZM254 262V263H255ZM259 262V261H258ZM36 263V262H35ZM166 263V262H165ZM214 263V262H212ZM250 263V262H249ZM27 264V262H26ZM38 264V262H37ZM172 264H176V263H172ZM209 264V263H208ZM252 264V263H251ZM258 264V263H256Z\"/></svg>",
  "mask_w": 264,
  "mask_h": 264
}]
</instances>
